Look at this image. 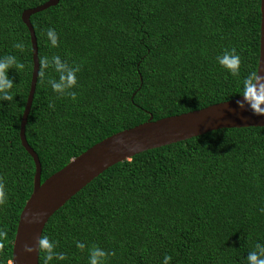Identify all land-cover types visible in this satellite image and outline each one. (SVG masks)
Here are the masks:
<instances>
[{
	"label": "trees",
	"instance_id": "1",
	"mask_svg": "<svg viewBox=\"0 0 264 264\" xmlns=\"http://www.w3.org/2000/svg\"><path fill=\"white\" fill-rule=\"evenodd\" d=\"M46 0H0V57L14 101H0V177L8 202L0 264H9L19 213L32 190L33 163L18 127L31 73L28 32L20 14ZM40 57L80 65L76 100L58 97L38 75L24 127L42 183L67 162L117 132L199 110L241 95L256 70L259 0H58L29 17ZM55 29L59 47L45 35ZM17 42L23 51L13 47ZM241 57L239 77L217 62L225 49ZM49 104H54L50 108ZM264 128L211 131L147 150L112 165L75 193L41 235L66 259L88 264V249L115 251L107 264H246L264 244ZM86 245L81 251L77 242ZM37 264H44L38 252Z\"/></svg>",
	"mask_w": 264,
	"mask_h": 264
},
{
	"label": "water",
	"instance_id": "2",
	"mask_svg": "<svg viewBox=\"0 0 264 264\" xmlns=\"http://www.w3.org/2000/svg\"><path fill=\"white\" fill-rule=\"evenodd\" d=\"M58 0H46L43 4L21 12L20 20L28 32L31 50V73L25 104L21 113L18 138L20 146L30 157L34 173L32 190L22 207L11 245L13 264H37L35 251L37 238L48 218L75 193L114 164L128 160L141 152L181 142L211 131L230 128H264V116H256L246 104L237 106L235 99L210 105L187 113L165 117L117 132L95 143L78 156L70 159L60 170L42 183L39 181L40 165L35 153L27 145L24 127L30 109L38 72L36 41L29 17L57 4ZM258 57L256 70L264 76V0H259ZM122 140L123 143H117ZM28 245L34 250L24 251Z\"/></svg>",
	"mask_w": 264,
	"mask_h": 264
},
{
	"label": "clouds",
	"instance_id": "3",
	"mask_svg": "<svg viewBox=\"0 0 264 264\" xmlns=\"http://www.w3.org/2000/svg\"><path fill=\"white\" fill-rule=\"evenodd\" d=\"M45 35L47 36L52 47H59V37L55 29L48 28ZM14 48L23 51L24 45L22 42H17L13 45ZM218 64L226 69L232 76L239 77L241 67V57L235 48L231 50L225 49L221 55L217 56ZM38 75L42 80L46 76V72L51 68L58 74L57 78H48L47 84L51 87L58 97H69L73 101L76 100L77 93L74 89L78 85L77 73L80 71V65L69 64L58 55L52 57L42 56L39 61ZM24 65L20 63L16 56L5 55L0 57V101H14L12 89L15 87L13 79L8 76L10 70H22ZM242 92L239 94L243 100L237 101V106L244 109L247 104L250 110L256 116H264V76L258 74V71H252L242 81ZM50 108H54V104H49ZM117 143H123L118 140ZM8 196L5 189L3 177H0V206L6 205ZM264 212V208L260 209ZM7 240V231L0 229V253L4 251L5 241ZM76 247L83 251L86 245L82 242H77ZM56 242L49 239L47 235H40L37 238L35 251L44 253V264H49L54 258L64 260V253L55 251ZM34 249L28 245L24 246V251L31 253ZM89 261L88 264H107L108 258L115 255V251H107L98 245H93L88 249ZM171 256L164 257L163 264H170ZM9 264H13L9 261ZM246 264H264V244L256 243L246 257Z\"/></svg>",
	"mask_w": 264,
	"mask_h": 264
}]
</instances>
